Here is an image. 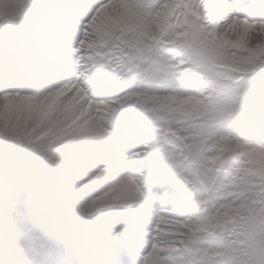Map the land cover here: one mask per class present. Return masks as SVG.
I'll use <instances>...</instances> for the list:
<instances>
[{
  "label": "clouds",
  "instance_id": "clouds-1",
  "mask_svg": "<svg viewBox=\"0 0 264 264\" xmlns=\"http://www.w3.org/2000/svg\"><path fill=\"white\" fill-rule=\"evenodd\" d=\"M182 3L163 0L140 17L125 0H106L81 37L69 31L73 25L60 19L53 0H0V67H16L11 87L0 73V101L7 105L6 112L0 105V170L22 165L30 141L54 149L67 145L62 154L79 158L68 160V168L96 164L94 145L118 144L119 126L134 115L156 134L171 132L161 152L171 154L165 163L186 195L182 209H160L159 245L178 253L181 264H264V138L243 126L264 115V101L254 111L237 91L246 85L251 60L264 64V18L237 13L229 0H208L202 12ZM189 22L210 41L199 65L184 48ZM69 51L79 56L69 57ZM81 61L95 62L90 75L109 74L112 87L104 98L92 99L95 91L76 86L49 91L78 71ZM101 62L114 67L102 68ZM213 73L229 87L217 89ZM97 125L104 129L100 136L92 134ZM93 180L100 189L98 211L126 209L130 197L113 186L105 169L87 182ZM133 185L140 188L135 180ZM6 203L0 199V206ZM3 264L16 262L8 256Z\"/></svg>",
  "mask_w": 264,
  "mask_h": 264
},
{
  "label": "snow or ice",
  "instance_id": "snow-or-ice-1",
  "mask_svg": "<svg viewBox=\"0 0 264 264\" xmlns=\"http://www.w3.org/2000/svg\"><path fill=\"white\" fill-rule=\"evenodd\" d=\"M105 2L53 0V9L63 14L60 17L63 22L73 25L70 32L83 37L93 14ZM160 3L163 0H125V6L140 17H147ZM207 3L208 0H183L181 7L187 4L189 11L202 12ZM212 6L216 7V3ZM227 6L235 8L237 13L264 18V0H252L251 4L244 0H229ZM189 33L190 39L184 42L185 52L193 64L199 65L203 62V49L210 41L201 36L199 26L192 22H189ZM76 44H79L78 40ZM66 55L73 57L79 53L69 51ZM251 65L245 76V87L237 91L249 98L255 111L264 101V64L253 59ZM95 67V62L85 64L81 61L78 71L72 72L62 84L49 91H58L61 87L75 90L76 86L95 91L92 99L104 98L112 87L110 77L105 71H95L90 75ZM101 67L114 66L101 62ZM43 70L47 72L49 66L45 65ZM51 70L58 74L68 71L60 68ZM0 73L11 87L16 79L15 64L7 63L0 67ZM212 80L217 89L229 87L219 73H213ZM190 84L198 87L196 81H190ZM0 105L6 112L7 105L3 101ZM243 126L250 135L264 138V115L246 119ZM103 133L104 129L99 125L92 130L93 135ZM118 133V144L101 141L94 145L96 164L83 161L68 168V160L79 158L62 154L67 145L65 149H54L49 144L30 141L32 151L25 154L22 165L9 164L0 170V199L7 201L6 205L0 206V264L8 256L14 257L16 264H73L60 258L61 242L72 234H79L85 245H103L113 257L109 264H167L171 259L181 264L178 253H171L159 245L156 222L160 209L167 208L172 214L186 204L181 185L165 163L171 154L161 152L162 144L172 134L168 130L156 134L153 127L131 114L119 126ZM79 168L86 171H77ZM101 169L106 170L114 187H121L122 194L130 197L126 206L130 211L106 213L97 210L98 182L88 183L87 180ZM133 180L140 188L134 187ZM113 215H119L122 222L111 219ZM148 217L152 220L149 227H144ZM76 264L86 262L78 261Z\"/></svg>",
  "mask_w": 264,
  "mask_h": 264
},
{
  "label": "rangeland",
  "instance_id": "rangeland-1",
  "mask_svg": "<svg viewBox=\"0 0 264 264\" xmlns=\"http://www.w3.org/2000/svg\"><path fill=\"white\" fill-rule=\"evenodd\" d=\"M127 211H130L128 209H121V210H116V209H107V210H104V212L106 213H124V212H127ZM111 219L117 221V222H122L121 220V217L119 215H113L110 217ZM59 242V241H57ZM90 245V248H86L85 249L88 251V252H95L97 255H100L101 253V249L105 248L103 245H100V244H89ZM62 246V252L60 254V258L61 259H64V260H67V258L69 257L70 255V259L71 258H75V259H78V261H83L85 262L84 260H86L88 258V254H86L83 258L82 257H79V253H75V248H76V245L73 244V245H67V246ZM101 247V248H100ZM77 248L79 250V244H77ZM81 248V247H80Z\"/></svg>",
  "mask_w": 264,
  "mask_h": 264
},
{
  "label": "bare ground",
  "instance_id": "bare-ground-1",
  "mask_svg": "<svg viewBox=\"0 0 264 264\" xmlns=\"http://www.w3.org/2000/svg\"><path fill=\"white\" fill-rule=\"evenodd\" d=\"M72 259V258H71Z\"/></svg>",
  "mask_w": 264,
  "mask_h": 264
}]
</instances>
